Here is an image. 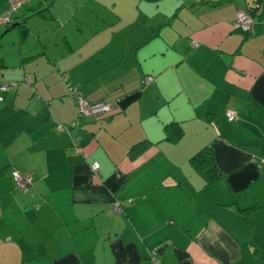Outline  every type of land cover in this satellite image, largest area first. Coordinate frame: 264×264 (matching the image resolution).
<instances>
[{"label": "crops", "instance_id": "1", "mask_svg": "<svg viewBox=\"0 0 264 264\" xmlns=\"http://www.w3.org/2000/svg\"><path fill=\"white\" fill-rule=\"evenodd\" d=\"M251 3L25 0L13 19L51 8L0 37L18 83L0 90V264H264V5L235 24ZM72 88L111 112L78 119ZM206 146L210 185L189 162Z\"/></svg>", "mask_w": 264, "mask_h": 264}, {"label": "built area", "instance_id": "2", "mask_svg": "<svg viewBox=\"0 0 264 264\" xmlns=\"http://www.w3.org/2000/svg\"><path fill=\"white\" fill-rule=\"evenodd\" d=\"M6 10L3 16L0 17V25L6 26L11 20V16L16 12L25 0H6ZM264 5V0H252L250 8L247 10H238L235 14V24L242 33H249L252 26V12L259 9ZM26 84H30L29 80H25ZM18 83H0V90L6 91L9 89L17 88ZM70 96L74 100L77 114L79 118H96L100 116H105L111 112L110 105L104 102L98 103H88L84 97L80 95L78 90L70 89ZM225 116L228 121L232 122L235 120L236 114L233 111H228L225 113ZM75 123H72L68 126H60L59 128L70 129L75 127ZM76 151H79L77 146H74ZM91 169L94 173L98 172L99 164L94 162L91 164ZM12 177L15 180L16 185L23 192H27L31 186L30 176L25 174H20L18 172H13ZM121 206L115 205L114 211L120 212Z\"/></svg>", "mask_w": 264, "mask_h": 264}, {"label": "trees", "instance_id": "3", "mask_svg": "<svg viewBox=\"0 0 264 264\" xmlns=\"http://www.w3.org/2000/svg\"><path fill=\"white\" fill-rule=\"evenodd\" d=\"M50 8H51L50 5H48L43 11L41 9H39L38 11L31 13L29 16H27L23 19L19 18V20H18L17 17H16V19H13L16 16L18 10L20 9L19 8L16 12H14L12 14L9 24L6 25V27H7L6 31H9L12 27H16L15 29L20 30L21 36H25L26 33L28 32V29L25 25L26 20L29 17L35 16V15L48 16ZM3 34L4 33H2L0 35V37ZM77 116H78V114H77ZM78 119H84V118L78 117ZM91 119H93V118H91ZM181 131L182 130H181V127L179 125H177L175 123L168 124L166 127L167 140L170 142H173V143L177 142L182 137ZM143 146H144V143L140 144L139 150H141V147H143ZM132 150H136V149L133 148ZM189 162L192 165V167L194 168V170H196L204 178L206 185H210V184L215 183L221 177V173L218 170L216 163H215V160H214V157H213L212 149L208 146L202 148L194 156H192L190 158ZM251 209H254V208H251ZM158 255H159L158 249L152 250L151 252H149V260L155 261L156 257Z\"/></svg>", "mask_w": 264, "mask_h": 264}, {"label": "rangeland", "instance_id": "4", "mask_svg": "<svg viewBox=\"0 0 264 264\" xmlns=\"http://www.w3.org/2000/svg\"><path fill=\"white\" fill-rule=\"evenodd\" d=\"M6 10V3H5V7H4V11L3 13L0 14V17L3 16L4 12ZM5 31V26H1L0 25V34L4 33ZM11 35H8L1 43H2V46H6L8 45L9 43L13 42L15 40V36H16V31H12L10 33Z\"/></svg>", "mask_w": 264, "mask_h": 264}]
</instances>
